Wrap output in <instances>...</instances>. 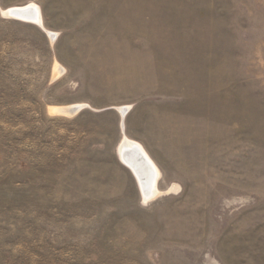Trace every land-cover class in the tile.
Instances as JSON below:
<instances>
[{"label": "rangeland", "instance_id": "1", "mask_svg": "<svg viewBox=\"0 0 264 264\" xmlns=\"http://www.w3.org/2000/svg\"><path fill=\"white\" fill-rule=\"evenodd\" d=\"M27 3L42 27L0 14V264H264V0L0 10Z\"/></svg>", "mask_w": 264, "mask_h": 264}, {"label": "bare ground", "instance_id": "2", "mask_svg": "<svg viewBox=\"0 0 264 264\" xmlns=\"http://www.w3.org/2000/svg\"><path fill=\"white\" fill-rule=\"evenodd\" d=\"M0 14L5 18L42 27L40 12L32 3L0 10ZM47 34L52 41L55 39V34L50 32H47ZM56 70L58 73L63 72V69H61L59 65H56ZM84 107L85 106L74 104L64 107L50 108V111L51 113L58 115L73 116ZM127 111V107L118 108L121 117L120 127L122 137L119 141L120 143H118L116 147L117 157L123 167H125L134 177L143 200L148 202L161 194V191H159L157 187L159 171L142 145L126 136L125 129L122 128V120H124Z\"/></svg>", "mask_w": 264, "mask_h": 264}, {"label": "water", "instance_id": "3", "mask_svg": "<svg viewBox=\"0 0 264 264\" xmlns=\"http://www.w3.org/2000/svg\"><path fill=\"white\" fill-rule=\"evenodd\" d=\"M122 128L124 129V120H122Z\"/></svg>", "mask_w": 264, "mask_h": 264}, {"label": "crops", "instance_id": "4", "mask_svg": "<svg viewBox=\"0 0 264 264\" xmlns=\"http://www.w3.org/2000/svg\"><path fill=\"white\" fill-rule=\"evenodd\" d=\"M28 4V3H27ZM23 5H26V4H23ZM23 5H20V6H23ZM18 6V5H17ZM12 7H16V6H12ZM10 8V7H9ZM2 10V9H1Z\"/></svg>", "mask_w": 264, "mask_h": 264}]
</instances>
